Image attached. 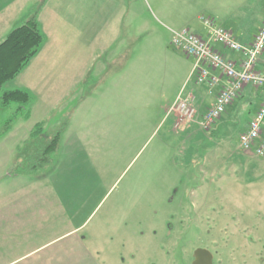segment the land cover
I'll use <instances>...</instances> for the list:
<instances>
[{"label":"rangeland","instance_id":"obj_1","mask_svg":"<svg viewBox=\"0 0 264 264\" xmlns=\"http://www.w3.org/2000/svg\"><path fill=\"white\" fill-rule=\"evenodd\" d=\"M79 1L95 2L99 24L63 40L60 57L36 54L3 85L26 90L32 102L28 119L14 121L7 120L15 104L0 105V214L14 210L22 224L23 211L61 210L48 220L51 236L76 227L56 247L80 253V264H192L198 248L214 264H264V165L238 143L257 103L234 99L207 129L184 122L179 108L169 110L192 59L171 46L166 29L170 15L195 0ZM243 4L239 17L251 15L253 4L264 12V0ZM98 29L101 41L89 42ZM163 48L178 55L176 66L165 64ZM51 86L67 96L46 107ZM40 119L50 120L44 137L25 144ZM60 130L53 166L38 163L34 171L24 163L23 173L12 175ZM10 225L0 217V228ZM0 238L6 247L18 241L13 249L0 246V259L30 242L25 235Z\"/></svg>","mask_w":264,"mask_h":264},{"label":"crops","instance_id":"obj_2","mask_svg":"<svg viewBox=\"0 0 264 264\" xmlns=\"http://www.w3.org/2000/svg\"><path fill=\"white\" fill-rule=\"evenodd\" d=\"M42 1L43 4L41 5L40 3ZM194 3L195 5L191 9L182 5L181 9L175 10V12L170 15V18H172V21L169 23L171 27L166 29L169 33L170 30L186 28L204 39L208 38V30L202 20H200V16L212 17L223 27L231 31L239 43L242 45H249L264 24V12L261 14L260 7H258L255 12L254 4L252 5L253 13L251 15L239 17L237 11L244 9L243 0H195ZM37 6H39L38 9H36ZM35 10V16L39 22L40 30L44 35V42L37 56L40 54L45 57L62 56V51L64 50L62 44L63 40L72 41L79 34L80 37L83 35L82 31H84V27L99 24V13L94 1L85 5L79 0H0V42L10 30L18 26L24 19L32 16ZM159 10L161 9L159 8ZM161 26L165 29L163 24ZM100 33L101 30L99 29L94 31L93 36L88 41L99 43L102 39ZM82 40L84 41L85 38ZM212 46L226 58L237 64L240 63L242 59L241 52H233L218 42H212ZM173 54L172 49H162L161 55L166 65H177L174 63V58L178 55ZM185 62H188V58L187 61L185 59ZM192 65L193 61L189 60L181 84H178L169 98V110L171 111V109H174L178 100H183L186 102V106L193 108L195 112L191 120H189L188 117L182 116L184 114L179 112L181 118L184 122L196 121L200 125L205 111L214 103L217 93L225 85L226 81L224 77H222L220 83L211 88L208 87L207 82L197 84L193 77L190 78ZM255 68L261 71L264 70V52L258 59ZM72 71L80 73V67L72 69ZM211 74L219 76L217 71H212ZM62 87L63 86L57 88V90H61ZM162 89L165 91L164 87H162ZM45 91H49L46 96H53L49 98L46 107L56 106L59 103L61 104L62 100L67 96L66 93L58 95L57 92H55L56 89L52 86L46 88ZM162 95L163 94H161V96ZM240 97L241 99L249 100L250 108L254 103H257L258 109L264 100V88L254 89L248 84L235 99L238 100ZM233 103L234 100L231 104ZM231 104L228 106H231ZM46 109L47 108H45L44 111H46ZM50 109L51 108H48V110ZM251 111L246 117L240 134L246 130L248 121L254 114L251 115ZM175 115L178 118V113H175ZM40 121H43L45 131V128H47L46 123L50 122V120L40 119ZM54 125L57 126V123L55 122ZM250 155L251 153L248 152L247 156ZM259 160V163L264 165V158H259ZM45 196L44 199L47 200V203L50 202L51 205L52 198L47 195ZM47 208L48 209H42L41 211H23V217L27 218V221L22 224L18 220L19 218L16 213H14V210L0 214V217L5 221L13 224L10 225V227L0 228V234H12L16 236L25 235V238L30 240L29 244L23 249H16L19 251H17L14 256L1 258L0 264H80V253L76 255L70 254L68 247H56L57 244L61 242L62 239H66L76 227H68L57 234V236H51L53 235V229L48 224H52V222L48 220L54 218L56 214L54 211L61 210L52 209V205L51 207L47 205ZM1 211L2 210H0V212ZM65 215L67 222L68 215L66 213ZM33 235H36V237H33ZM33 238L34 241L32 240ZM0 239L3 241L0 243V246L3 248L13 249L18 246L17 239L14 243L9 245V247H6L8 245L4 242V238Z\"/></svg>","mask_w":264,"mask_h":264},{"label":"built area","instance_id":"obj_3","mask_svg":"<svg viewBox=\"0 0 264 264\" xmlns=\"http://www.w3.org/2000/svg\"><path fill=\"white\" fill-rule=\"evenodd\" d=\"M200 20L208 30V38L204 39L186 28L170 30V44L174 49L193 60L190 78L193 77L195 83L207 82L208 87L211 88L218 85L222 77L226 81L200 122V125L207 129L246 85L249 84L255 89L264 88V73L255 68L264 52V24L254 36L251 44L242 45L231 31L218 24L215 19L201 16ZM212 42H218L233 52H241L240 63L237 64L226 58L213 48ZM212 71H217L219 76L212 75ZM175 107L179 108L184 115L186 114L189 120L192 119L195 111L186 106L185 101L178 100ZM263 124L264 100L248 121L247 129L238 138L239 148L253 151L254 155L259 158H264Z\"/></svg>","mask_w":264,"mask_h":264},{"label":"trees","instance_id":"obj_4","mask_svg":"<svg viewBox=\"0 0 264 264\" xmlns=\"http://www.w3.org/2000/svg\"><path fill=\"white\" fill-rule=\"evenodd\" d=\"M40 6V5H39ZM37 6L36 9L39 8ZM33 15L24 19L18 26L10 30L4 39L0 42V105L8 106L15 104V108L7 121H14L16 119H28L30 114V105L32 102L31 95L24 89H11L4 90L3 85L8 80L18 76L28 62L38 53L40 46L44 42V35L39 27V22ZM3 132L0 131V135ZM41 136L44 137V123L43 121L37 122L31 129L29 138L24 141L26 144L32 139ZM61 130L56 131L51 140L41 149V156L35 159L28 153L24 156V160L13 167L12 175H20L24 169L22 165L26 163L31 170L36 171V164H44L49 161L53 166L55 163V152L60 146ZM24 144V145H25ZM22 145L18 146L19 154ZM19 157L16 158V162ZM51 158V160H49ZM23 165V166H24ZM51 166V167H52Z\"/></svg>","mask_w":264,"mask_h":264},{"label":"water","instance_id":"obj_5","mask_svg":"<svg viewBox=\"0 0 264 264\" xmlns=\"http://www.w3.org/2000/svg\"><path fill=\"white\" fill-rule=\"evenodd\" d=\"M204 257L206 264H211L212 255L206 249L198 248L194 251V260L192 264H204L200 263L201 258Z\"/></svg>","mask_w":264,"mask_h":264},{"label":"flooded vegetation","instance_id":"obj_6","mask_svg":"<svg viewBox=\"0 0 264 264\" xmlns=\"http://www.w3.org/2000/svg\"><path fill=\"white\" fill-rule=\"evenodd\" d=\"M202 249H204V248H202ZM192 259L194 260V253H193ZM200 263L206 264V261H205V258L204 257L201 258ZM211 264H214L213 261H212V258H211Z\"/></svg>","mask_w":264,"mask_h":264}]
</instances>
